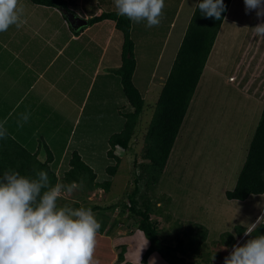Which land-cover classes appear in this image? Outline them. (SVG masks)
<instances>
[{"label":"rangeland","instance_id":"374dc122","mask_svg":"<svg viewBox=\"0 0 264 264\" xmlns=\"http://www.w3.org/2000/svg\"><path fill=\"white\" fill-rule=\"evenodd\" d=\"M177 2L178 0H175L174 4ZM188 3L186 0L183 2V7L181 5L179 18H176V25L172 28L173 36L166 40L164 45L162 44L163 34L150 32L149 35L144 34L143 36L142 33L137 35L136 31L133 33L137 41L140 37V39H148L150 43L147 48L143 46L135 51L138 67L134 74V82L143 94L145 105L127 150H122L118 146L113 147L110 143L111 136L124 128L126 118L133 110L122 92L119 74L116 71L121 54L122 32L115 29L117 33L110 36L109 45L107 49L105 48L106 57L103 60L99 58V55L103 47L106 46L105 37L110 29V22L107 25L108 20L102 24L94 25L87 35L80 36L78 40L72 41L68 45L67 51H70L74 46L76 48V45L78 48L75 51L79 52L81 49L79 55L82 67L80 68L85 74L82 75L81 71V74L76 72L75 66H68L66 70H70L68 74L73 76L69 81L76 80L73 87L60 85L59 88L55 83L66 97L53 111L54 120L51 121L55 127L60 124V130L46 131L45 133L58 135L52 141L54 145H56L55 143L65 144L70 135V151L76 148L80 152L83 161L90 166L95 174V181L110 180L111 185L107 192L101 188L89 189L88 176H84L82 182L75 183L80 187L71 193H64L63 197L58 200L59 205L78 202L81 205L108 206L123 201L132 191L134 185L131 181L136 176L134 162L135 159L141 157L146 127L165 81V78H162L164 68L162 65L160 66L162 61L159 58V53L163 47L162 60H167L168 53L176 48L177 40L186 30H183V25L178 22L179 20L184 21L182 16ZM227 28L228 30L234 28L236 33L232 36V31H229L228 36L226 35L228 43L215 47L217 51H221L219 54H215V49H213L214 51L205 65V68H209L211 73L202 75V81L200 80L202 88L196 90L192 97L163 173L159 180L151 183L147 189L145 184L140 181V192L149 195L152 200L151 221L157 225L160 241L168 244L175 237H180L184 238L185 245H188L190 239H193L194 242L189 244L190 246L200 245L196 248L198 254L196 259L184 255L180 260L177 259V264H204L211 262L214 255L215 258H219L227 251V234L231 233L238 240L240 236L235 231L237 226L247 228L252 221L264 216V203L256 213L255 208L252 207L255 200H263L264 194H256L246 199L247 201L243 204V212L241 207L237 208V211L240 208L237 213L225 205V202L228 201L225 197V190L232 189L235 185L253 134V125L258 116L255 115L254 110L249 109L248 105L253 107L254 105L252 101L249 102L250 99L246 98L245 93L241 92L239 80L230 82V72L235 66L234 58L241 50L242 44L245 43V36L242 29L233 25L227 26ZM31 50L29 49V51ZM26 51L23 54H26ZM254 51L257 52L256 48H253ZM217 55L220 56L217 57ZM97 65L98 70L96 71ZM64 67L66 66L64 65ZM94 71L95 74H93ZM241 71L239 70L240 74ZM38 73L37 70L28 72L29 78L24 79L21 83L24 86L32 84ZM51 73L52 67L46 76ZM104 73L108 75L104 76ZM92 74L94 79L86 94ZM253 74H256L257 80H259L260 73L252 70L251 75ZM63 75L65 76L64 73ZM12 76L17 77L14 70ZM220 76L222 83H220ZM4 84H6L5 81L0 83V96L3 92L7 94ZM206 86H208L207 89H205ZM41 89L40 82L34 89L29 90V95L26 96V100L19 108L30 114L31 118L27 123L30 125V129L27 130L29 132L34 128L40 129L38 125L41 123V115L48 117L46 107L41 108V104H33L37 98L41 97ZM143 91L146 93L144 94ZM84 93L86 99L83 101ZM2 100L4 112L9 105H6L7 99L3 97ZM72 126L75 129L73 132L71 131ZM45 138L49 140V138ZM46 140L41 137V144ZM54 154L59 155L58 153ZM117 160H119L117 170L112 175L109 167L116 165ZM138 162L140 161L138 160ZM62 184L71 185L67 182ZM202 189L206 194L201 199L198 193H202ZM192 196L193 198H191ZM231 201L237 205L239 202L242 203L238 200ZM93 213L101 227L106 230L110 227L112 220H118V225L110 231L111 234L119 235L123 230L126 231V228L134 229V236L137 238L133 242L131 259L134 260L142 256L143 250L140 249L139 243L145 242L146 238L139 229L133 227L134 217H130V212L118 215V211L99 210L93 211ZM234 217H237V221L240 223H237ZM189 222L202 224L207 229L204 234L205 244H199L200 230ZM246 240L239 239L238 241L242 244ZM193 251L195 253L194 249L191 253Z\"/></svg>","mask_w":264,"mask_h":264},{"label":"trees","instance_id":"16d2710c","mask_svg":"<svg viewBox=\"0 0 264 264\" xmlns=\"http://www.w3.org/2000/svg\"><path fill=\"white\" fill-rule=\"evenodd\" d=\"M30 1L36 5L67 8L66 0ZM198 2L199 0L196 1L193 7L186 30L164 77L165 81L159 91L151 119L146 127L141 157L135 159L134 162L136 176L131 181L134 185L132 191L127 194L123 201L108 206H99L98 204L81 205L78 202L67 203V205L74 208L83 206L90 208L92 211H118V215H123L127 211L130 212V217H134L133 227L139 229L147 239L148 244L141 256V262L144 264H147L149 255L154 252L160 254L168 264H177V259L180 260L184 255H189L190 258L195 259L198 256L196 248L200 245L190 246L194 243L193 239L189 240L188 245H185L184 238L180 237H175L168 244L160 241L157 225L151 221V214L153 213L152 200L149 195L140 192V181L145 184L147 189L151 183L159 180L166 167L174 142L205 68L208 55L227 11L222 13L219 20L205 18L197 7ZM230 2L231 0H224L227 9ZM174 3L175 0L172 5L165 4L169 6L163 9V13H167L166 16L163 14L161 23L151 28L146 26V21L135 23L125 16L118 15L114 0H93L90 9H88V12L92 14L87 19L88 26L93 27L102 20H109L110 26L114 23V27L121 31L123 35L121 56L116 71L119 74L122 92L133 110L127 116L124 128L119 133L111 136L110 143L113 147L118 146L122 150L129 148L135 134L138 118L145 105L143 94L134 82V72L138 63L135 51L143 46L147 48L149 42L140 39V37L137 41L133 33L136 31L137 35L142 33L144 36V34L149 35L150 32H154V34H163L165 39L170 24L165 23L164 20L170 21L172 14L176 13L179 1L176 4ZM97 10L99 12L95 14ZM84 27L78 28V33ZM143 93L145 94L144 91ZM257 120L235 185L232 189L225 191V197L229 200L243 201L250 195L264 194V105ZM45 150L44 159H39L36 152H31L30 148L22 146L13 138L7 136L6 139H0V177L9 169L30 177H34L37 171L43 170L47 173L53 186L63 182L68 184L79 183L84 180V176H88L89 189L101 188L105 192L109 191L111 181H95V174L77 152H70L64 163H58V160H54V153L47 146ZM118 162L119 160H117L116 165L109 167L112 175L117 170ZM57 165L58 167L55 168ZM63 205L60 204V206ZM189 223L199 228L201 233L198 237L199 244H205L206 237L204 234L207 229L202 224ZM117 225L118 220L114 219L107 230L100 227L98 233L108 234ZM245 229V227L239 225L235 228V231L241 237L244 235ZM260 234H264V222L252 233L253 236ZM227 235V249L229 250L236 244L237 239L231 233ZM125 248V245H123L118 253L117 264L124 260ZM192 248L195 253L194 251L191 253ZM204 264H219V262H205Z\"/></svg>","mask_w":264,"mask_h":264},{"label":"crops","instance_id":"0c3cea01","mask_svg":"<svg viewBox=\"0 0 264 264\" xmlns=\"http://www.w3.org/2000/svg\"><path fill=\"white\" fill-rule=\"evenodd\" d=\"M172 1L174 0H165V4L168 3L172 5ZM178 1L179 5L177 7V11L175 14H172L171 20H164L165 23L170 24V29L167 32V35L165 36V39L162 43L163 45L165 44L166 40L173 36L172 28L175 27L174 25H176V20L179 18L180 7L181 5L183 7V2H185L186 0ZM196 1L197 0H188L189 3L182 16L184 17V21L179 20L178 22L179 24L183 25V30L186 29L187 23L189 21L191 12ZM92 2L93 0H66L67 8H60L45 5H36L33 4L30 0H19V3L24 6V15L22 19L25 22L19 28L13 25L10 26L7 31L3 33L0 32V64H2L0 65V83L2 81H5L6 84L4 85H6L7 88V94L3 92L0 96V122L7 121L5 127L8 130V136L13 138L22 146L30 148L31 152H36L39 159H44L46 153L45 147L47 146L53 153L59 154L58 156L54 154V160H58V163H64L65 158L70 152H77L83 160L82 155L76 148H73L70 151V135L68 136L69 138H67L65 144L60 145L55 143L56 145H54L52 141L58 135L55 133H50V135H47L45 132H51L53 130L55 132L57 130H60V124L57 125L58 127H55L54 123L51 122L52 120H54L53 111L56 109L57 105L63 101V98H66L65 95L60 92L62 90H59V88L61 87L60 85H63L65 87L69 86L71 88L73 87L74 82H76V80L74 82L69 81L70 77L73 76L71 74H68L70 70H66V68L68 66H75L76 72L80 73L81 71L82 75L85 74V72L81 70L82 68H80L82 67L80 64L79 55L81 49L79 50V52L77 50L75 51V49L78 48V46L76 45V48L74 46V49L72 48L70 49V51H67V47L69 44L72 43V41L78 40L80 36L87 35V33L92 27L85 25L84 29L78 33L79 29L72 28L69 21L67 20L66 10L69 12H73L82 18L88 19L92 15L88 12V9H90ZM165 7L169 6L165 5ZM99 10H97L95 14H98ZM166 14L167 13L164 12L165 16ZM103 22L104 20L98 22L97 25L102 24ZM109 22L110 21L108 20L107 25L109 24ZM259 22L260 21L257 19L255 12H250L248 14L245 13L244 0H231L230 5L219 28L213 47L211 49L212 51H210L206 61V63H208V60L210 59V56L214 51L213 49H215V54H219L221 52L217 51V49L215 48L216 46H223L224 44L228 43L226 35L228 36L229 31H232V36L236 33L234 28L228 30L227 26L233 25L238 29L243 30L242 32L245 36V43L243 42L244 45L242 44L241 50L234 58L235 66L230 72V82L239 80V82L241 83V92L245 93V95L247 96L246 98L248 100L250 99L249 102L252 101L254 107L248 104L245 105L250 106L249 109L251 108L252 111L254 110L255 115H258L257 118L259 117L264 105V37L255 36L252 27ZM115 29L116 28L114 27L113 23L110 26L109 32L105 37L106 46L103 47L99 55V58H102V60L106 57L105 48L107 49L109 45L110 36L116 32ZM180 39H182V37ZM180 39L177 40L175 45L176 48L174 49V51L168 53L167 60H162L161 54L163 55V47L160 50L159 58L162 61L160 66L162 65V67L164 68V74L161 73L162 78L166 76L168 68L175 55L176 49L179 43L181 42ZM145 40L148 41V39ZM148 42L150 43V41ZM259 46L261 47L258 48ZM253 48H256L257 52H253ZM27 49L28 51L29 49L32 50L28 52L26 51ZM24 51H26V54H23ZM218 56L220 55H217V57ZM64 65L66 67H64ZM51 67L52 73L49 76H46V73ZM137 67L138 63L135 72L137 71ZM13 70L17 73V77L12 76ZM36 70L39 73L38 76L34 78L33 83L28 86H24L21 82L24 79L29 78L28 72ZM97 70L98 65L96 67V71ZM204 70L205 72H202V75L203 73H211L209 68H204ZM239 70H242L241 74L239 73ZM252 70L254 72L260 73V77L258 76L259 80H257L256 74L251 75ZM153 72L155 73L154 68ZM63 73L65 74V76L63 75ZM93 74H95V71ZM93 74L90 78V84L87 85L88 87L86 90V94L88 92L89 86H91L93 82ZM107 75L108 74L104 73V76ZM202 75L200 78L201 81ZM246 75H248L247 78ZM220 78V83H222V77L220 76ZM200 80L196 87V90H198L200 87L202 88ZM40 82L41 87L43 89H41V97H39L40 95L38 94L39 98H37L36 102L33 104H41V108L46 107L48 117L41 115V123L38 125L40 129L37 130V128H34L33 130H31V132H29L27 130L30 129V125H28L27 123L31 118L30 114L28 121L23 124V127H19L17 124V121L20 120L21 114L26 113L23 110H20L19 108L24 102V100H26V96L29 95L28 91L34 89L36 84ZM55 83L58 84L59 88ZM148 87L146 88L148 89ZM207 88L208 86L205 87V89ZM86 94L84 93L83 95V101L84 99H86ZM3 97L7 99L6 105H9L4 112V105L1 102L3 101ZM15 115H17L16 119ZM256 120L255 122H257ZM255 122L253 127H255L256 125ZM74 130L75 129L72 126L71 131L73 132ZM41 137L45 140V137H47L50 141L47 139L43 142V144H41ZM57 167L58 165L55 168ZM201 192L202 193H198V195H200V198L202 199L203 196H205L206 192L204 189H202ZM208 194L210 195L209 192ZM250 196L247 199H249ZM191 198H193V196ZM262 198L264 200V195L262 196ZM263 200H255V205L253 202L252 207L255 208V213L259 211L260 207H262L264 203ZM246 201L247 200L245 199V201L243 200L242 203L239 202L237 205L232 203V201L228 199V201L225 202V205L235 211H237L238 207H241V211L243 212V204ZM239 209L237 213L239 212ZM234 218L237 223H240L239 221H237V217ZM250 226L251 225L249 224L248 227ZM134 233V229L131 228H126V231L123 230L122 233H120L119 235H116V233L111 234V232L110 234L98 233L97 246L94 258L99 262V264H117L116 260L118 253L121 251L122 246L125 245L126 248L124 253V260L118 264H144L141 262V256L140 258L134 260L131 259L132 249L134 248L133 242L137 238L134 236ZM247 238L245 237L242 241L246 240ZM144 243L145 242L139 243L140 249L143 247ZM145 248L146 247L142 248L141 250H143L144 252ZM231 249H226L227 251L223 253L222 256H220L219 258H215V260H211V262H219V264H224V258ZM147 264H167V261H165L160 254L154 252L149 255L147 259Z\"/></svg>","mask_w":264,"mask_h":264},{"label":"clouds","instance_id":"9594fccd","mask_svg":"<svg viewBox=\"0 0 264 264\" xmlns=\"http://www.w3.org/2000/svg\"><path fill=\"white\" fill-rule=\"evenodd\" d=\"M114 5L118 15L146 21L151 28L161 23L165 0H114ZM244 5L245 13L255 12L260 21L252 27L255 36L264 37V0H244ZM197 7L205 18L216 20L227 10L224 0H199ZM23 15L19 0H0V32L21 27ZM28 119L29 114H21L18 126ZM6 123L0 122V139L8 136ZM78 187L53 186L43 170L34 177L5 171L0 177V264H99L94 257L101 224L93 211L58 205L64 193ZM262 222L264 216L250 223L240 239L249 238L242 244L237 240L224 264H264V234L252 235ZM146 245L147 239L142 248Z\"/></svg>","mask_w":264,"mask_h":264},{"label":"water","instance_id":"95a60500","mask_svg":"<svg viewBox=\"0 0 264 264\" xmlns=\"http://www.w3.org/2000/svg\"><path fill=\"white\" fill-rule=\"evenodd\" d=\"M66 17L67 20L69 21L70 25L72 28L78 29L82 26L87 25L88 21L85 18H82L78 16L77 14L73 12H69L66 10Z\"/></svg>","mask_w":264,"mask_h":264}]
</instances>
